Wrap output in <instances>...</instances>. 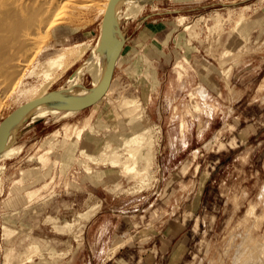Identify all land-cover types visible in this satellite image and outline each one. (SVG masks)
<instances>
[{
	"label": "rangeland",
	"instance_id": "obj_1",
	"mask_svg": "<svg viewBox=\"0 0 264 264\" xmlns=\"http://www.w3.org/2000/svg\"><path fill=\"white\" fill-rule=\"evenodd\" d=\"M89 3L64 0L51 10L54 20L33 34L36 40L30 39L27 55L19 58L15 78H0V117L25 102L35 87L47 93L66 89L67 79L96 48L107 0ZM159 21L175 31L167 50L180 64L165 83L160 85V77L142 82L137 91L148 93L142 98L128 92L133 88L127 83L119 85L117 76L100 103L37 119L33 113L16 127L15 153L0 158V264H95L88 262L92 256L85 252L80 228L100 199L122 206L131 197L143 200L138 207L149 223L145 234L160 233L119 235L108 254L127 245L134 258L145 254L141 248L157 244L159 235L168 239L176 233L169 223L193 184L189 173L180 183L163 181L175 159L205 166L217 160L212 163L217 166L195 216L198 228L185 225L171 257L179 256V264H232L240 250L239 259L249 254L240 249L243 237L259 244L253 250L264 264V142L222 153L225 134L236 122L264 125V0H144L140 6L123 0L119 5L121 37ZM65 47L72 53L59 66L46 65L45 77L41 62ZM140 61L136 56L132 63L139 68ZM174 74L180 77L176 81ZM202 81L225 91L210 95ZM91 83L88 72L80 75L79 85ZM63 122L62 129L70 128L65 138L46 135L52 124ZM33 123L37 126L30 129ZM184 211L181 218L187 220Z\"/></svg>",
	"mask_w": 264,
	"mask_h": 264
},
{
	"label": "crops",
	"instance_id": "obj_2",
	"mask_svg": "<svg viewBox=\"0 0 264 264\" xmlns=\"http://www.w3.org/2000/svg\"><path fill=\"white\" fill-rule=\"evenodd\" d=\"M146 16H149V14ZM154 20L157 21L158 19ZM168 26L169 24H166V22L159 21L154 25L145 24V27L142 29H138L139 26H137L135 29L138 30H135V32H131L130 35L126 36H124V34L122 35V46L115 62L111 85L106 94L112 87L113 80L116 79L117 76H121L119 85L121 81L124 82V84L127 83L126 85L128 87L133 88L132 91L128 92H137V96H142L143 98V96L147 95L148 93L146 90L140 91L142 82H152V80L158 79L160 77L162 81L160 82V85H162L165 83V77L169 74V72L171 70L176 71V66H179L180 64L176 63L177 60L175 56L172 57L171 50H167V43H169L172 35L175 34V31H172L171 29L168 30ZM167 54L170 55L169 59L165 57ZM136 56H138L141 60L139 68H137L139 64L137 65L132 63V60ZM173 76L175 81L180 78L178 77L176 79L175 74ZM201 87L213 96L217 95V92L221 91L222 93L225 91V88L220 85L217 86V90H215L209 86L208 82L204 81L201 82ZM137 88L140 90L137 91ZM158 102L159 100H157V103ZM163 102L164 100L162 99V103ZM159 117L161 116L159 115ZM65 123L68 126L70 124L69 122ZM237 125L238 122L231 126L228 132L225 134V136L227 135L228 143L227 148L224 149L225 152H222L224 155L227 153L230 154V150L234 151L235 147H243L244 150V148L248 149L247 147L251 145V142H254L255 145H260L262 142H264V125L262 122L258 124L242 123L241 126ZM36 126L37 123H33L30 129L35 128ZM62 126H64V122L60 124V127H55V125L52 124V128L48 133H46V135L52 134L57 138H65L64 136H66V133L70 131V128L68 127V130L67 128L62 129ZM41 129L42 128H40L38 131H41ZM172 129H174L177 133H180L179 130H177V127L170 128V130ZM218 131L219 129L217 132ZM77 132L78 133L75 137L80 135V128L77 130ZM165 146L166 145L164 144L162 148L165 149ZM182 149L183 148H181V150ZM262 159H264V155L260 160ZM175 161L176 159L172 163V169H170L169 173L163 177V181H178V183H180L182 182V177L186 173H189L188 178L193 182V184L191 185L189 191L186 192V195L183 197V199L177 203L173 212V218L169 223L171 228L176 229V233L173 234V237L167 239L164 233L163 235H159L157 244L154 243L148 248H141L142 250L136 249L145 253L136 256V258H134L133 253H128L127 247H129V245L120 246L111 255H109L108 253L111 250L113 241L119 235L133 233L134 235L138 234L139 237L148 235L150 238V235L151 237H155L156 234L160 233V230H157L152 234H145V231H149V223L145 218L146 213L141 212L144 209L139 208V205L142 204L143 201L141 198H128L126 199L125 205L123 206L120 205L121 201L117 202L118 205H109L107 202L100 199L96 208L89 214V217L83 222L80 228L81 240L84 244L85 252L89 257L90 255L92 256L88 259L89 263L179 264V256L173 254L171 257L172 248H174L179 243V241L182 240V232L185 229L186 224L189 226L188 228H190V230L195 231L198 228L199 223L197 217L195 216L198 214L199 209L201 210L200 204L205 198L204 195L209 183H212L215 179L216 173L214 169L217 165L214 166L213 164L217 163V160L212 161L211 164H208V166L202 165L201 163H193L192 161L185 159H180L177 162ZM156 166L159 168L158 162ZM182 167L184 168V172L182 171ZM155 200L156 198H153V201ZM129 202H133V204L129 205ZM186 204L188 206L184 208ZM184 210H186L189 215L187 220L181 218V212ZM168 219L170 218L168 217ZM157 221L159 222L160 219L158 218L156 222ZM152 224H154V222ZM146 251H148V254H146ZM95 255H98L99 257L94 258Z\"/></svg>",
	"mask_w": 264,
	"mask_h": 264
},
{
	"label": "bare ground",
	"instance_id": "obj_3",
	"mask_svg": "<svg viewBox=\"0 0 264 264\" xmlns=\"http://www.w3.org/2000/svg\"><path fill=\"white\" fill-rule=\"evenodd\" d=\"M122 1L123 0H118L113 7V34L118 42H123L121 31H119L117 27L115 28V26H117L119 22V5ZM128 1L129 3L140 6L144 0ZM60 2L62 3L64 2V0H0L1 79L5 81L15 78L17 67H19L20 65L19 58L21 56L24 57L25 55H27L29 51L28 43H30L31 41L30 39H32V42H35L36 37L33 38V34L38 32L39 30H44L46 25V28H49L52 20H54L55 18V13L52 15L51 13H53L54 11L51 10H55V7H57L56 4L58 3L59 5ZM89 2V4L96 5V0H89ZM107 3L105 5L103 4L102 6L104 10ZM72 50V47H65L53 56L46 57V59H44L40 64V66L43 67L42 70L44 72V76H47L46 70L44 71L46 65H49L51 67L59 66L65 60V58L72 53ZM109 56V51H103L102 53L98 54L95 48V51H93L92 55L86 59L84 64L79 68H76L75 71L67 79V87L64 90L47 93L43 89L37 91V87L33 88L31 90L30 96L25 99V102L39 98L38 101L20 110L0 129V158H2L3 156L9 157V155L15 153L16 147L11 143V140L16 127H18L22 119L33 113H37L35 119L41 118L48 114H56L59 111L58 109L61 107L66 108L67 111L65 109L64 110L67 114V112L75 110L74 108L80 105L86 98L90 97L96 90H98L105 76ZM84 72H88L92 77L90 88H86L78 84L79 77ZM128 138L134 139L136 137L135 135H133ZM249 243L250 241L247 242L245 238L242 237L239 244L240 249L243 250V253L246 250L249 251V254L246 256L244 254L245 257L248 256L246 259H244L245 257L243 255L240 257H243L246 264H261L260 256H258L256 251L253 250L255 249L253 248L255 242L250 243L252 244V249ZM256 246H258L256 247V249L260 248L259 244ZM240 251L236 253L237 255L233 259L234 261L232 262V264H240L239 260L241 258L239 259V255L242 253ZM258 252L260 253L261 249ZM245 253L247 254V252ZM263 256L264 255H262V257ZM243 259L241 260L243 261ZM241 260L240 262L243 263L244 261L242 262Z\"/></svg>",
	"mask_w": 264,
	"mask_h": 264
},
{
	"label": "water",
	"instance_id": "obj_4",
	"mask_svg": "<svg viewBox=\"0 0 264 264\" xmlns=\"http://www.w3.org/2000/svg\"><path fill=\"white\" fill-rule=\"evenodd\" d=\"M118 0H108L106 8L101 16L98 23V31L96 38V51L98 54L103 51H109L110 56L108 59V64L105 72L104 79L102 84L98 90H96L90 97L86 98L80 105L75 108V112H79L90 108L91 106L99 103L104 97L111 85V81L113 78V70L117 56L120 53V49L122 46V42H118L113 34V7ZM157 1V3L162 2L164 0H153ZM117 26H115L116 28ZM39 99V98H38ZM38 99L26 101L16 106L12 107L5 114L0 117V129L1 127L7 123L16 113H18L23 108L28 105L34 104L38 101ZM65 107H61L58 110H64Z\"/></svg>",
	"mask_w": 264,
	"mask_h": 264
}]
</instances>
